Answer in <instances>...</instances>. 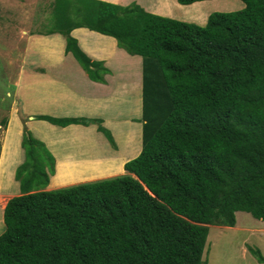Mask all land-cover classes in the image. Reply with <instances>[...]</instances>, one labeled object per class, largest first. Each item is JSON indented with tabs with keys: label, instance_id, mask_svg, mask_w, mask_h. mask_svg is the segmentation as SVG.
I'll use <instances>...</instances> for the list:
<instances>
[{
	"label": "trees",
	"instance_id": "1",
	"mask_svg": "<svg viewBox=\"0 0 264 264\" xmlns=\"http://www.w3.org/2000/svg\"><path fill=\"white\" fill-rule=\"evenodd\" d=\"M242 1L199 25L137 3L52 0L56 29L46 34L65 37L90 79L106 83L110 70L80 47L75 28L142 56L143 145L127 173L48 190L55 156L24 125L0 264H208L210 225L235 226L238 211L264 220V0ZM36 118L97 123L116 147L102 119Z\"/></svg>",
	"mask_w": 264,
	"mask_h": 264
},
{
	"label": "crops",
	"instance_id": "2",
	"mask_svg": "<svg viewBox=\"0 0 264 264\" xmlns=\"http://www.w3.org/2000/svg\"><path fill=\"white\" fill-rule=\"evenodd\" d=\"M120 5H129L137 3L141 5L146 11L177 18L180 20H191L205 25L208 21L209 14L198 17V13L202 7L196 5H203L206 0L196 1L191 4H180L178 0H173L175 5L173 8H184V11H189L187 16H177L175 10L169 12L166 8L167 0H103ZM244 3V2H243ZM245 4V3H244ZM229 8V4H227ZM245 6V5H244ZM200 9V10H199ZM203 14V13H202ZM61 34H35V38L47 37L44 45L35 47L29 46L26 50L24 57V65L22 64V71L16 83V90L21 92L24 100H27L25 107L32 101L31 105L33 110L22 113V111H12L11 118L17 123L22 119V115L28 116V125L33 123L36 119L37 103L40 102V111L42 114L48 113L50 116H56L57 111H62L64 114H71V111H80L73 108H66L67 106H81L77 102L74 94L67 91V85L74 87L77 92L86 94L87 96L94 97L97 95H106L112 99L123 97L121 102L128 103L131 97L138 103L137 111H142V82H143V58L140 55H131L126 50L117 47L114 37L100 34L95 30L86 27H78L72 30V35L77 38L78 43L84 49L88 56L94 60L104 61L105 65L109 68L110 73L107 75L106 83L94 81L90 79L88 73L84 70L78 60L71 52H66V39L65 44H58V41H53L55 36ZM62 36V35H61ZM108 41L109 45L104 42ZM40 45V40L37 39ZM31 49V51H29ZM35 55V58L32 56ZM34 67L33 69H30ZM19 81V82H18ZM18 84V85H17ZM87 85L90 88L82 89L81 86ZM99 91L102 94H99ZM79 97V96H77ZM68 101V102H67ZM121 104V103H120ZM87 106V105H86ZM125 106L118 105L115 102H105L100 105V110L116 111V115L123 114V110L118 107ZM88 108V106H87ZM84 106L82 108V111ZM89 111H92L88 108ZM95 112V111H94ZM103 111H96L95 115H102ZM20 114V115H19ZM73 116V115H72ZM21 117V118H20ZM11 118L8 121V131L5 138V143L2 148V158L0 160V222H4V208L8 200L20 194L19 192L7 190L4 192L5 180L12 181L13 171L12 165L16 163L17 154L19 153L20 142L18 147L12 146L13 138L10 131ZM133 119V118H132ZM33 125L32 131L39 139H42L56 155V171L51 176L50 184L47 189H57L65 186L75 185L82 182L99 180L103 178L114 177L121 175L124 170L125 163L131 158L126 154H112L108 152V139L95 124L93 127L87 128L85 125L70 124L68 126H60L51 123L50 121H41ZM21 129L24 130V125ZM93 133L99 144L104 145L103 155L97 156L90 154L84 141L88 140V133ZM44 133V137L40 134ZM9 140V141H8ZM18 151V152H16ZM22 152L24 151L21 150ZM114 152H120V148H114ZM136 157V156H132ZM13 158V159H12ZM104 160V161H102ZM21 161V160H19ZM19 163V162H18ZM113 164V167H112ZM16 165V164H15ZM19 184L16 178H13ZM6 186V185H5ZM7 189V188H5ZM3 191V192H2Z\"/></svg>",
	"mask_w": 264,
	"mask_h": 264
},
{
	"label": "rangeland",
	"instance_id": "3",
	"mask_svg": "<svg viewBox=\"0 0 264 264\" xmlns=\"http://www.w3.org/2000/svg\"><path fill=\"white\" fill-rule=\"evenodd\" d=\"M51 2L52 0H0V160L2 158V148L4 146L9 127L8 125L4 127L3 119L7 120L8 124L12 111H22V113H26L31 107V110H33L31 100H29V104L25 107L27 100H24L21 92L16 90V83L22 71L21 66L22 64L24 65V57L27 48L32 46L35 47L37 51V46L40 47L41 45H44L46 40L49 39L47 37H39L34 39L33 36L41 31L47 33V31L52 29V27L55 28L54 23H52L51 20L53 18V12L50 13ZM227 4H229L230 9H226V7H228ZM165 5L169 12L175 10V14L177 13V16H187V14L190 13L189 11H184V8L182 7H177L174 9L173 5H175V3L173 0H167ZM244 5L245 4L242 0H206L203 5H196V7H202L201 10L199 9L200 13H198V17H200V15L204 16L207 13L210 15L215 11L240 10L244 8ZM73 17L77 20L81 19L80 17ZM187 22L201 25L196 21L188 20ZM61 35L55 36L52 40L58 41V44H65L64 36ZM37 39L40 40V45L37 43ZM116 43L117 47H119L117 40ZM104 44L107 46L109 45L108 41L104 42ZM29 51H31V49H29ZM32 58H35V55H33ZM78 63L80 62L78 61ZM33 68L34 67L30 69ZM81 88L84 89L90 87L83 85ZM67 91L71 94H74V97L77 99V102L81 103V106H67L64 109L73 108L80 111H71L73 116L70 114H64L62 111H57V115L54 117H76L83 120L102 119L103 125L111 131L116 142L115 147L109 141L107 135L101 131L103 133L101 137L105 136L106 139H108L109 153L115 155L126 154V156L132 159L134 158L132 157L133 155L137 156L141 152L143 145L142 111H137L138 103L133 97L130 98L131 101H129V107H127L128 103H125L127 100L125 102L119 101L122 100L123 97H117L116 99L109 98V96L107 97L106 95H94V97H90L86 94H82L81 92H77L74 87L69 85H67ZM99 94H102V92L99 91ZM111 101L118 105L123 104V106L126 107L124 110L122 106L118 107V112L120 113V109H122L123 114L116 115V111L100 110V105ZM86 105L92 111H89ZM83 106L84 109L82 111ZM35 110L37 116L48 115V113L42 114L43 111H40V102L37 103V109ZM94 111L103 112L102 115L97 116L95 115ZM26 114L22 115V119L19 123L14 121L13 117L11 118L10 131L12 132L11 138H13L12 146L18 147V141L20 142V146L18 148L19 153L17 154V158H15V160H17L15 163L16 165L13 164L11 167L12 170H14L13 178H15L17 167L24 161L25 158L24 151H21L23 150L22 140L25 134V128L22 130L20 124L27 125L29 130L32 131L31 128H33V125L40 121L38 118H35L36 120L28 125V116H26ZM41 121L48 120L42 119ZM80 124L83 126L85 125V127L87 126V128H91L93 127L92 125L95 124V130H97L98 127L97 123H90L87 125L83 123ZM87 135L88 140L84 141V144L86 145L87 149L91 150L90 154L97 155L99 157L102 156L105 146L97 142L93 133L91 134L90 132ZM44 136V133L40 134L41 138ZM35 137H37V135H35ZM117 147L120 148L119 153L114 152V148L117 149ZM51 152L53 153L52 150ZM54 156L56 161V155ZM13 178L11 182L5 180L3 190L4 192L7 190L13 192L17 190L19 192V184L15 182ZM236 215L237 222L235 226L210 225V232L203 255V259L206 260L208 264H264V262L260 261L251 250V248L259 249L261 254L264 256V220L254 217L247 211H238ZM4 229V222H0V234L4 231Z\"/></svg>",
	"mask_w": 264,
	"mask_h": 264
},
{
	"label": "clouds",
	"instance_id": "4",
	"mask_svg": "<svg viewBox=\"0 0 264 264\" xmlns=\"http://www.w3.org/2000/svg\"><path fill=\"white\" fill-rule=\"evenodd\" d=\"M156 14V13H155ZM160 15V14H159ZM172 18V17H171ZM42 34H44V33H42ZM135 158V157H134ZM19 195V194H18ZM16 196V195H15Z\"/></svg>",
	"mask_w": 264,
	"mask_h": 264
}]
</instances>
